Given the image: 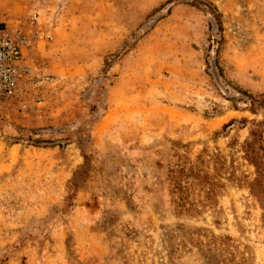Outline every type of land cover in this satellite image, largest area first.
I'll return each mask as SVG.
<instances>
[{
    "label": "rangeland",
    "instance_id": "1",
    "mask_svg": "<svg viewBox=\"0 0 264 264\" xmlns=\"http://www.w3.org/2000/svg\"><path fill=\"white\" fill-rule=\"evenodd\" d=\"M18 24L38 36L0 104V264H264L247 187L189 217L166 179L174 141L230 155L264 118L230 99L264 92V0H0Z\"/></svg>",
    "mask_w": 264,
    "mask_h": 264
},
{
    "label": "trees",
    "instance_id": "2",
    "mask_svg": "<svg viewBox=\"0 0 264 264\" xmlns=\"http://www.w3.org/2000/svg\"><path fill=\"white\" fill-rule=\"evenodd\" d=\"M169 2L175 3V0H169ZM182 3L197 8L200 7L198 4H204L201 1ZM212 6V10H215L212 11L214 20L218 30L221 31L223 29L222 15L214 4ZM162 8L159 7L156 11ZM236 93V96L230 98L233 102L241 101L245 103L246 110L253 114H259L260 112L264 114V92L254 94L243 89H237ZM237 121L239 120L232 119L224 124L223 129L227 130ZM248 121L249 119L246 117L240 120L242 123ZM251 123L252 127L248 137L242 142H239L236 138L231 139L229 142L230 155L223 153L218 147L216 151L205 147L199 151L195 158H192L189 145L173 142L166 179L168 182L169 203L178 215L196 217L210 208L217 207L229 181L247 187L251 195L264 209V118L260 120L251 119ZM239 152H241V159L246 161L248 166L254 168L252 173L238 172L239 166L236 165V154ZM85 167H88L87 160L81 166V170L75 174L71 182L72 185L69 186L71 193L67 197V201L76 194L75 188ZM69 205H72V203L69 202L67 207Z\"/></svg>",
    "mask_w": 264,
    "mask_h": 264
},
{
    "label": "built area",
    "instance_id": "3",
    "mask_svg": "<svg viewBox=\"0 0 264 264\" xmlns=\"http://www.w3.org/2000/svg\"><path fill=\"white\" fill-rule=\"evenodd\" d=\"M37 36V32L29 33L21 24L0 28V104L21 91L27 51Z\"/></svg>",
    "mask_w": 264,
    "mask_h": 264
},
{
    "label": "crops",
    "instance_id": "4",
    "mask_svg": "<svg viewBox=\"0 0 264 264\" xmlns=\"http://www.w3.org/2000/svg\"><path fill=\"white\" fill-rule=\"evenodd\" d=\"M64 30H66L65 27L62 26V28H60V31L63 32ZM54 36H56V34L54 33ZM91 48V47H90ZM98 50V49H97ZM92 52L96 53L97 51L96 50H92ZM88 62H90L91 64H95V58L93 60H88Z\"/></svg>",
    "mask_w": 264,
    "mask_h": 264
}]
</instances>
